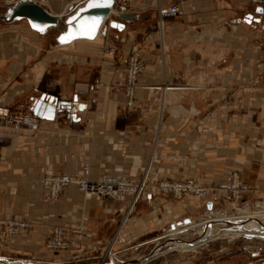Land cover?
Here are the masks:
<instances>
[{"label":"crops","instance_id":"1","mask_svg":"<svg viewBox=\"0 0 264 264\" xmlns=\"http://www.w3.org/2000/svg\"><path fill=\"white\" fill-rule=\"evenodd\" d=\"M80 1L53 0L48 10L63 20ZM115 1V12L132 17L120 19L122 30L104 25L93 40L60 45L55 40L60 29L40 33L26 19L0 22V106L14 111L19 104L31 112L41 94L56 106L55 118H41L43 130L37 133L0 122V218L32 223L0 249V256L19 264L108 260L123 215V201L112 202L107 212L103 203L83 198L74 184L55 203L45 201L37 182L47 172H76L88 163L94 178L103 172L135 175L154 146V179L194 174L204 183L205 195L178 205L147 192L116 240L114 251L120 255L165 221H178L202 201L207 203L212 180L219 181L222 194L220 179L226 181L229 168L244 175L251 194L264 196V85L251 84L258 45L249 38L264 30V13L245 0H186L180 16L164 13L162 36L156 26L157 0ZM160 3L165 10L169 1ZM159 35L168 47L164 63L157 54ZM110 47L115 54L107 53ZM132 49L147 56L136 89L138 107L120 111L122 95L109 86ZM177 77L181 86L162 92L152 87ZM56 224L65 226V237L72 241L66 250L43 245L45 232ZM260 261L264 264V256ZM247 262L197 257L169 264Z\"/></svg>","mask_w":264,"mask_h":264},{"label":"built area","instance_id":"2","mask_svg":"<svg viewBox=\"0 0 264 264\" xmlns=\"http://www.w3.org/2000/svg\"><path fill=\"white\" fill-rule=\"evenodd\" d=\"M40 6L49 9L53 0H34ZM258 4L264 5V0H252ZM182 10L180 1H172L168 4L164 10L158 0L157 5V27L160 31V23L164 27V13L168 12L171 14H178ZM161 54L163 55V62L166 58V44L165 40L160 37ZM109 54H115L116 50L114 47L107 49ZM168 55V54H167ZM262 56V54H261ZM264 56V51H263ZM143 57L138 50L132 49L121 61L123 68L119 78H117L110 86V91L121 93V108L125 111L133 110L138 107L136 104V89L138 87V79L140 73L144 69ZM101 83H96L95 86L99 87ZM181 86L173 81L162 82L161 84L152 85L159 89L168 90L171 87ZM0 122L4 124L12 125L16 128H24L32 133H37L43 130L42 119L33 115L31 112H17L11 111L9 108L0 106ZM161 122V116L158 119V126ZM150 172V164L144 165L140 176L137 180L133 179L129 175L124 173L113 174L109 172H103L97 178H94L91 166L85 163L80 171L72 172H47L44 173L37 184L42 190L43 198L49 203H55L66 187L70 184L76 185L82 192L83 198L92 197L96 201L103 203L105 210L108 212L111 210L110 204L112 202H124L123 215L119 221L118 228L116 231L113 243L118 240L121 231L123 230L126 222L129 220L132 212L135 211V207L138 201L144 197L147 192L154 196L156 190L162 192V194H171L176 198L183 200L188 199L192 196H203L205 195L204 188L197 184L191 177H186L181 180H163L155 185V191L149 190L148 174ZM227 191L230 195L238 199L241 195V180L237 173L232 172V178L230 183L227 185ZM217 194L214 193L208 201H211L215 205L217 200ZM205 202H201L200 206L206 208ZM114 212L115 208L112 209ZM32 226L31 222L26 220L7 217L0 218V240L5 242L7 239L9 243H12L17 237L24 235L26 229ZM72 232H79V228L71 229ZM72 241L65 237V226L61 224L53 225L49 231H46L43 238L44 246L52 251H62L70 247ZM108 260L103 258L97 264H105L110 261L112 264H119L118 260L119 253L112 250V246L108 248ZM254 254V253H253ZM256 254V253H255ZM122 261V260H121ZM252 264H260L258 262L249 261Z\"/></svg>","mask_w":264,"mask_h":264},{"label":"rangeland","instance_id":"3","mask_svg":"<svg viewBox=\"0 0 264 264\" xmlns=\"http://www.w3.org/2000/svg\"><path fill=\"white\" fill-rule=\"evenodd\" d=\"M0 1H3L2 3H0V13H3L5 11V7H3L2 4L4 3L5 0H0ZM168 1L169 3H171L172 1H180L182 5L184 4L186 0H168ZM245 1H247V3H249L250 7L252 8L256 7L257 5H261L264 7V5L253 2L252 0H245ZM7 2H10V1H5V3ZM157 5H158V0H157ZM183 10L184 8L182 6V11ZM182 11L174 15L180 16L182 14ZM117 14L118 13L115 12V10L113 9V12L111 13L110 18H118ZM157 20H158V13H157V18H156V26H157ZM105 25L108 26L107 23ZM164 28H165V20H164ZM165 35L166 34L164 33V36ZM249 38L251 41L256 42V44L258 45L257 57L254 58V66L257 69V74L252 79L251 84L257 85V86L264 85V56H263L264 30L257 29L256 35L251 36ZM164 40H165V37H164ZM145 48L146 50L148 49V47H144V50ZM165 48H166L165 55L167 57L168 47L166 46ZM140 49H137V50L139 51V53H141L143 60H144V57L146 56L145 52H142ZM157 51H158L157 52L158 56L161 59H163V55L161 54L160 35H159ZM103 53H106L105 50L103 51ZM103 53L99 52L98 54L99 57L102 59L101 60L102 62L104 61ZM107 53H109L108 50H107ZM120 65H121V68H123V64L121 62H120ZM172 81L179 85L182 84V80L178 77L172 79ZM111 92L116 93L113 91ZM117 94L121 95L120 92ZM17 106H18V109L14 111H17V112L25 111L23 106L19 104ZM121 109L122 108H120V111ZM122 111H125V110L122 109ZM153 149H154V146H153ZM153 149L151 153L149 154V157L145 163V165H147L148 163L150 164V172L148 174V184H149L148 189L149 190H151L153 187L155 188V185L163 180L172 181V180H181L186 177H191L197 184L201 185L206 191V186L204 185V183H202L200 179L197 178L194 174H189L186 176H177L174 174L169 175V176L162 175L161 177H157L156 179H154L155 175L152 173V168H151L155 160V152ZM232 172L237 173L241 180V195L238 199H234L233 197H228L230 195H227L229 194V192L227 191V185L231 181ZM140 174L141 172L138 174L129 175V176L137 180ZM225 180L226 181H222L220 179V188L225 189L222 192V194H220V191L218 189L219 187H217V184H219V181L218 180L211 181V184L209 187L213 189L212 195L216 193L218 197L217 200L215 201L214 210L212 212L208 211L209 209L207 208L201 207L199 203V205L197 207H194L192 211L185 213L186 217L193 219V224L179 226L177 224V221H173L171 223L168 221H165L164 223L161 224L160 227H158L152 233L144 234V236H142L141 239L138 241V244L134 242L130 243V246H129L130 248L128 247V249L124 250L126 252H124L123 254L122 253L121 255L119 254L118 260L121 261V260H126V259L139 258L141 256L147 255L157 243L166 242L165 245L160 247L156 257L150 260H147L149 264H169L172 262L186 260L190 258H197V257L198 258L199 257L220 258V260H226V261L234 259L240 262L247 261V260L258 262V263L261 262L260 258L264 256V237L250 236L249 238V237H246L247 235H244L241 233L228 234L227 233L228 229H234L238 231L239 229L235 227V225L232 222L224 223L222 221L223 223L215 224L213 223V221H216L214 219H215V216L218 215L220 216L219 218H229V219L239 220L240 222L245 220L244 221L245 223H251L253 225L254 224H264V196L251 194L250 192L251 188L249 186H244L245 185L244 175L241 172H239L237 169L229 168L228 173L225 176ZM154 188L152 190L155 191ZM153 197H157V198L162 197L166 199H172L175 201L177 205L182 201L185 202L186 200V199L183 200L181 198H176L172 196L171 194H162V192H159L157 190H156V194ZM137 209L138 208L136 205L135 211L131 213L130 218L136 214ZM171 224H174L175 228H171ZM205 226H208L205 230V237L201 241V243L198 245L197 248H193V249L179 248V244H182L183 240L187 242L190 240H193V241L197 240L201 235V229ZM171 229H175V230L173 232H170ZM166 234L174 235L175 237L179 239L180 242L175 243L170 239V237H164V235ZM159 236H163V237L156 239ZM259 236H264V234H260ZM10 244L11 243H9L7 239L5 240V242H1L0 240V249L7 248L8 245ZM118 246H119V243L114 242L112 246V250L117 249ZM11 260L15 261L14 259H11ZM16 262L17 261H15V263Z\"/></svg>","mask_w":264,"mask_h":264},{"label":"water","instance_id":"4","mask_svg":"<svg viewBox=\"0 0 264 264\" xmlns=\"http://www.w3.org/2000/svg\"><path fill=\"white\" fill-rule=\"evenodd\" d=\"M115 0H81L76 5L72 13L62 20L60 16L51 13L48 9L40 6L34 0H16L13 3L4 4L5 11L0 13V22L10 23L18 19H26L29 26L40 33H45L51 29H60L55 37L57 44H67L76 39H95L101 28L107 23L109 27L123 29L124 23L120 19H130V13L120 12L118 18H110L115 7ZM257 13H264V7L257 5ZM110 18V19H109ZM56 106L54 103L45 100V95L41 94L34 101L31 113L39 118L53 120L55 118ZM207 209L212 208V202L208 201ZM191 222L189 217L177 221L178 225H186ZM171 228H175L171 224ZM184 241V240H183ZM193 241V240H190ZM188 241V242H190ZM166 242L157 243L154 248L144 256L134 259H126L119 264H126L134 261H147L156 250L165 245ZM5 258L0 257V264H4ZM15 262V261H11ZM105 264H112L110 261ZM245 264H252L247 262Z\"/></svg>","mask_w":264,"mask_h":264},{"label":"bare ground","instance_id":"5","mask_svg":"<svg viewBox=\"0 0 264 264\" xmlns=\"http://www.w3.org/2000/svg\"><path fill=\"white\" fill-rule=\"evenodd\" d=\"M112 13V12H111ZM110 19V18H109ZM160 27V33L161 35L163 36L164 35V27L162 26V24L160 23L159 25ZM77 40V39H76ZM74 41V40H73ZM72 41V42H73ZM71 43V42H70ZM214 210V203L212 202V208L209 209L208 211L212 212ZM220 216L216 215L215 216V219L216 221H213V223L217 224V223H227V222H232L235 227H237L239 229L238 230H234V229H228L227 230V233L228 234H235V233H241V234H244V235H247L246 237H249L250 236H257V237H264V236H259L260 234H264V224H251V223H245L244 221L240 222L239 220H234V219H229V218H219ZM229 219V220H228ZM174 221H177V220H174ZM223 221V222H222ZM251 221V220H250ZM193 224V219H191V222L189 224H186V225H191ZM213 225V224H212ZM211 225V226H212ZM179 226H182V225H179ZM208 226H205L201 229V235L200 237L197 239V240H194V241H190V242H187V241H182V244H179V248H187V249H193V248H197L198 245L201 243V241L204 239L205 237V230ZM210 227V226H209ZM175 229H171L170 232H173ZM178 230V229H177ZM163 236H159L157 237L156 239H159V238H162ZM164 237H170V239L175 242V243H179V239L177 237H175L174 235L172 234H166L164 235ZM107 253H109V251H107ZM158 254V250H156L154 252V254L151 256L150 259L156 257ZM1 258H5V262L4 264H19V263H15V262H11L12 260L4 257V256H0ZM148 259V260H150Z\"/></svg>","mask_w":264,"mask_h":264}]
</instances>
